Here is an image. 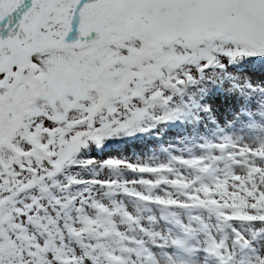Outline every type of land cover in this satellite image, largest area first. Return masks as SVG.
Returning <instances> with one entry per match:
<instances>
[{
	"label": "snow or ice",
	"instance_id": "1",
	"mask_svg": "<svg viewBox=\"0 0 264 264\" xmlns=\"http://www.w3.org/2000/svg\"><path fill=\"white\" fill-rule=\"evenodd\" d=\"M213 86L247 138L91 154ZM0 264H264V0H0Z\"/></svg>",
	"mask_w": 264,
	"mask_h": 264
},
{
	"label": "rangeland",
	"instance_id": "2",
	"mask_svg": "<svg viewBox=\"0 0 264 264\" xmlns=\"http://www.w3.org/2000/svg\"><path fill=\"white\" fill-rule=\"evenodd\" d=\"M233 67L238 78L250 80L252 69L244 59L235 62ZM229 87L231 85L227 82L223 84L225 90ZM219 89L220 86L209 88L197 101L198 106L205 105L209 110L215 109L216 115L213 117H205L204 112L197 108L177 119L150 122L148 126L142 124L141 128L144 130L108 138L91 154L103 159L118 157L166 161L170 155L198 152L196 146L207 139H213L220 130L229 135L244 136L246 130H241L240 125L232 121V106L236 103L237 93L222 92Z\"/></svg>",
	"mask_w": 264,
	"mask_h": 264
},
{
	"label": "bare ground",
	"instance_id": "3",
	"mask_svg": "<svg viewBox=\"0 0 264 264\" xmlns=\"http://www.w3.org/2000/svg\"><path fill=\"white\" fill-rule=\"evenodd\" d=\"M203 113V112H202Z\"/></svg>",
	"mask_w": 264,
	"mask_h": 264
}]
</instances>
